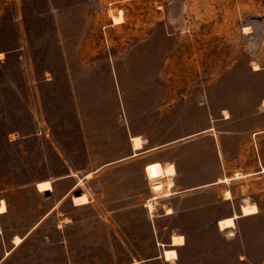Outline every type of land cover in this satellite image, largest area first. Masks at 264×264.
Here are the masks:
<instances>
[{
  "label": "rangeland",
  "instance_id": "obj_1",
  "mask_svg": "<svg viewBox=\"0 0 264 264\" xmlns=\"http://www.w3.org/2000/svg\"><path fill=\"white\" fill-rule=\"evenodd\" d=\"M263 103L264 0H0V264H264ZM162 106L222 137L229 180L151 212L138 165L103 166Z\"/></svg>",
  "mask_w": 264,
  "mask_h": 264
},
{
  "label": "crops",
  "instance_id": "obj_2",
  "mask_svg": "<svg viewBox=\"0 0 264 264\" xmlns=\"http://www.w3.org/2000/svg\"><path fill=\"white\" fill-rule=\"evenodd\" d=\"M132 119L140 125L137 126L131 121L128 135L129 152L114 158L103 167L108 170L109 183L111 168L125 169L128 165H138L141 179L149 193L144 197L143 206L151 212L153 209L150 204L154 208L160 200L171 199L179 192L190 194L227 182V156L222 137L210 135L211 126L206 121L199 124L192 122L187 126V121H194L193 115L180 114L176 108L165 106H162L161 110L144 113ZM134 138L141 139L139 147L135 146ZM196 143L210 144L214 156L210 162L207 161L205 152L195 150ZM156 165L162 168L163 174L152 179L148 169ZM157 185L161 186L159 191L155 189ZM48 191L50 190L44 192ZM80 194L75 193V197ZM172 213V209L168 208L166 215ZM226 218L230 217L219 218L218 226L219 222Z\"/></svg>",
  "mask_w": 264,
  "mask_h": 264
},
{
  "label": "bare ground",
  "instance_id": "obj_3",
  "mask_svg": "<svg viewBox=\"0 0 264 264\" xmlns=\"http://www.w3.org/2000/svg\"><path fill=\"white\" fill-rule=\"evenodd\" d=\"M116 20L118 22L120 20V18H118ZM134 142H135L136 147H139L141 145V139L140 138H134ZM148 171H149L150 177L152 179H155L154 177H159L163 174L162 168L159 165H156V166L149 168ZM87 176H88V178L91 177L90 174ZM228 180L229 179L227 178L226 181H228ZM38 188L41 192H44V191L52 189L53 187H52V183L50 181H45V182L40 183ZM160 188H161V186L157 185L155 189L159 191ZM89 202H90V199H89L87 194H82L79 197H74L75 205H86ZM150 208L154 209L152 204H150ZM6 209H7L6 203H5V201H2V204L0 205V214L6 212ZM256 213H258L257 205L246 204L243 206L242 216H249L250 214L253 215ZM238 218H239V216L235 215L234 217L232 216L230 218L222 219L219 222V229L226 230L229 228H233L235 226V220ZM16 241L19 243L22 240H21V238L17 237ZM184 242H185V239L183 236H180V237L175 236L173 239L172 245L173 246H180V245H183ZM164 256L166 257L167 260L176 259L177 258V251L175 249L165 250ZM133 264H138V263H133Z\"/></svg>",
  "mask_w": 264,
  "mask_h": 264
}]
</instances>
